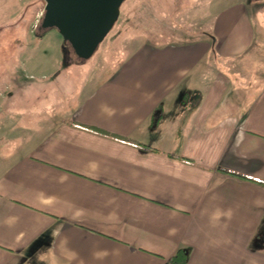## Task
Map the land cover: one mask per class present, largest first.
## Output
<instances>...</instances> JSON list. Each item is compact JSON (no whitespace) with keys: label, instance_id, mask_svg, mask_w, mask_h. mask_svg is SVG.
I'll list each match as a JSON object with an SVG mask.
<instances>
[{"label":"crops","instance_id":"0c3cea01","mask_svg":"<svg viewBox=\"0 0 264 264\" xmlns=\"http://www.w3.org/2000/svg\"><path fill=\"white\" fill-rule=\"evenodd\" d=\"M214 5L209 33L159 24L66 117L20 131L28 149L1 152L0 264H167L179 249L264 264V186L221 171L264 182V71L241 70L264 3Z\"/></svg>","mask_w":264,"mask_h":264},{"label":"rangeland","instance_id":"374dc122","mask_svg":"<svg viewBox=\"0 0 264 264\" xmlns=\"http://www.w3.org/2000/svg\"><path fill=\"white\" fill-rule=\"evenodd\" d=\"M217 1L125 0L113 29L94 55L82 60L56 28L41 27L45 0H0V156L7 148L28 149L31 139L27 136L23 144L20 131L38 132L39 137L48 125L66 117L70 105L81 101L93 83L124 62L133 41L149 39L159 24L179 39L209 33L210 10L217 8ZM149 21L155 27L148 28ZM137 34L142 36L132 37ZM255 43L260 47L253 48L257 64L241 68L251 77L264 71V35L258 30ZM235 62L240 64L239 59ZM236 79L247 86L246 77Z\"/></svg>","mask_w":264,"mask_h":264},{"label":"water","instance_id":"95a60500","mask_svg":"<svg viewBox=\"0 0 264 264\" xmlns=\"http://www.w3.org/2000/svg\"><path fill=\"white\" fill-rule=\"evenodd\" d=\"M125 0H45L44 29L56 28L82 60L90 59L117 23Z\"/></svg>","mask_w":264,"mask_h":264},{"label":"trees","instance_id":"16d2710c","mask_svg":"<svg viewBox=\"0 0 264 264\" xmlns=\"http://www.w3.org/2000/svg\"><path fill=\"white\" fill-rule=\"evenodd\" d=\"M221 171L226 172L229 175L241 178L243 180L251 181V182H254V183L258 184V185H263L264 186V182H262V181H259V180H256V179H252V178H249V177H246V176H243V175H240V174H236V173H233V172H227V171H224V170H221ZM187 262H188L187 252L184 249H179L176 252V254L168 261L167 264H187Z\"/></svg>","mask_w":264,"mask_h":264}]
</instances>
